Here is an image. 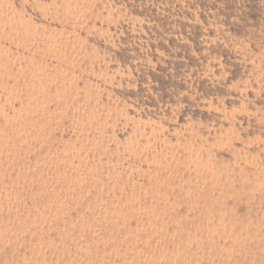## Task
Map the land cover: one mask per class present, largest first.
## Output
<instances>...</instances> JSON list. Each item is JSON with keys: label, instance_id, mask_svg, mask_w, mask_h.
Segmentation results:
<instances>
[{"label": "rangeland", "instance_id": "374dc122", "mask_svg": "<svg viewBox=\"0 0 264 264\" xmlns=\"http://www.w3.org/2000/svg\"><path fill=\"white\" fill-rule=\"evenodd\" d=\"M0 264H264V0H0Z\"/></svg>", "mask_w": 264, "mask_h": 264}]
</instances>
